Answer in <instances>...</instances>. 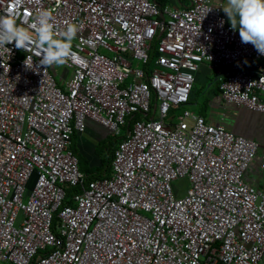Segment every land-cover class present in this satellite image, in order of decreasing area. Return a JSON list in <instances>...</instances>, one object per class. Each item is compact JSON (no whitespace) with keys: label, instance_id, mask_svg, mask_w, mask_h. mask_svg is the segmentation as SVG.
Returning <instances> with one entry per match:
<instances>
[{"label":"built area","instance_id":"built-area-1","mask_svg":"<svg viewBox=\"0 0 264 264\" xmlns=\"http://www.w3.org/2000/svg\"><path fill=\"white\" fill-rule=\"evenodd\" d=\"M186 1L0 0L33 40L42 10L56 38L79 29L62 86L36 44L0 48V264H264V189L243 178L260 151L264 184V146L186 107L206 63L223 101L264 115V55L219 1ZM86 118L118 136L90 180L70 148Z\"/></svg>","mask_w":264,"mask_h":264},{"label":"clouds","instance_id":"clouds-1","mask_svg":"<svg viewBox=\"0 0 264 264\" xmlns=\"http://www.w3.org/2000/svg\"><path fill=\"white\" fill-rule=\"evenodd\" d=\"M22 0H14L16 5ZM232 30L238 27L242 43H251L260 55H264V0H227L223 7ZM53 16L50 10H42L31 27L36 32V40L22 26L16 23L14 13L7 17H0V48L14 42L16 49L27 50L32 44L40 49L39 65L48 67L63 65L74 55L72 41L76 38L79 29L75 24H67L66 29L57 37ZM222 23V22H221ZM30 59V58H29ZM25 67L32 69L33 63H25ZM38 65V66H39ZM37 66V67H38Z\"/></svg>","mask_w":264,"mask_h":264},{"label":"crops","instance_id":"crops-1","mask_svg":"<svg viewBox=\"0 0 264 264\" xmlns=\"http://www.w3.org/2000/svg\"><path fill=\"white\" fill-rule=\"evenodd\" d=\"M153 1L160 6L168 4L175 7H182L187 4L186 0ZM214 1H219L221 3V12L225 17L227 24L230 25L228 17L223 11V7L227 5V0ZM259 65H264V59L249 66V69L256 73V69ZM223 77L224 71H213L206 63L198 64L193 83L201 81L206 85L203 92L202 102L198 107L197 113L203 116L208 122L220 124L232 133L255 140L260 145L264 146V115L259 111L246 109L242 105L223 101L218 92V84L223 80ZM59 84L61 86L63 85L61 81ZM187 105L189 104L187 103ZM84 133L88 134L90 139H93L94 143L91 146L87 145L82 140V134ZM108 133L109 132L104 127L86 118L84 131L73 135L71 144L81 156L90 157L88 162H86L89 167L99 163V158L94 150V145L96 142H100ZM259 161L260 151L256 153V156L249 163L244 171L243 178L254 187L264 189V184L262 182L263 174L258 168Z\"/></svg>","mask_w":264,"mask_h":264},{"label":"trees","instance_id":"trees-1","mask_svg":"<svg viewBox=\"0 0 264 264\" xmlns=\"http://www.w3.org/2000/svg\"><path fill=\"white\" fill-rule=\"evenodd\" d=\"M155 44V40H153L151 42V47H154ZM150 54L153 55V50H150ZM263 60V59H262ZM261 60V61H262ZM57 84H59L57 82ZM60 85V84H59ZM135 118H139L138 115H132L131 117H127V121H131V119H135ZM75 133L72 134L71 136V142H72V138L73 135ZM113 140L112 142L108 143V147L104 144H100V142H96L94 145V150L99 158V163L97 165L91 166L89 167L87 164L84 168H81V155L79 154V152L75 149V147L70 143V148L73 152V154L75 155L76 159H77V164L78 167L80 169V171L84 174L85 179L90 180V179H94V178H99V177H104V176H108L109 174V164H110V160H111V156H112V151L114 148V144L115 141L118 139V136H112ZM78 187H70L66 190L67 194L77 191ZM54 220V218H53Z\"/></svg>","mask_w":264,"mask_h":264},{"label":"rangeland","instance_id":"rangeland-1","mask_svg":"<svg viewBox=\"0 0 264 264\" xmlns=\"http://www.w3.org/2000/svg\"><path fill=\"white\" fill-rule=\"evenodd\" d=\"M62 71V67L60 65H56L53 67V72H54V78L56 79V81L59 83L60 80H59V73ZM66 73H68V71H66ZM195 73L196 71L194 72V76H195ZM205 85L204 83H202L201 81H198V82H194L193 83V86H192V89L189 93V96H188V104L189 105H186V107L188 109H190L191 111H193L194 113L198 114L197 111H198V107L200 105V103L202 102V97H203V92H204V88H205ZM177 112V111H176ZM120 132H123L122 129H120ZM113 135L108 133L106 134L100 141L99 145L100 144H104V146L106 145L108 147V143L112 142L113 140ZM82 140L87 144V145H92L94 143L93 139H90L88 137V134H82ZM89 156H81V160H80V163H81V168H84L86 166V162H88L89 160ZM173 185L175 188H180L182 190H184L186 187H187V182H186V179H178V180H175L173 182Z\"/></svg>","mask_w":264,"mask_h":264}]
</instances>
